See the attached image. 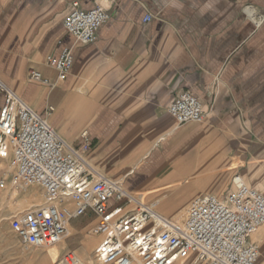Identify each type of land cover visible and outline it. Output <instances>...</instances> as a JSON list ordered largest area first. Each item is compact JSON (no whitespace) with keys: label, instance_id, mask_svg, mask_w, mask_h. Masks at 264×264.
I'll use <instances>...</instances> for the list:
<instances>
[{"label":"crops","instance_id":"crops-1","mask_svg":"<svg viewBox=\"0 0 264 264\" xmlns=\"http://www.w3.org/2000/svg\"><path fill=\"white\" fill-rule=\"evenodd\" d=\"M75 1L108 20L74 45L64 81H32H56L44 56L73 43L62 22ZM0 77L71 146L87 131L93 169L163 212L228 198L236 174L264 195V0H0ZM184 90L205 115L178 125L168 106Z\"/></svg>","mask_w":264,"mask_h":264},{"label":"built area","instance_id":"built-area-1","mask_svg":"<svg viewBox=\"0 0 264 264\" xmlns=\"http://www.w3.org/2000/svg\"><path fill=\"white\" fill-rule=\"evenodd\" d=\"M109 18L101 4L82 9L72 3L62 25L73 38L65 44L55 40L56 50L44 61L56 71V81L31 70L29 77L54 88L64 81L74 63V45L92 44L100 26ZM152 16L146 14L145 21ZM178 125L201 121L205 115L199 98L184 90L168 106ZM75 148L0 77V187L37 185L44 203L23 210L15 220L17 236L24 247L51 246L65 238L70 222L87 213L94 215L92 232L99 236L94 255L100 264H257L260 249L250 240L264 225V195L250 188L240 174L232 178L233 190L226 199L214 194L195 197L182 222L174 223L157 213L151 204L139 201L120 180L97 173L85 157L89 148ZM60 262L78 264L65 253Z\"/></svg>","mask_w":264,"mask_h":264},{"label":"rangeland","instance_id":"rangeland-1","mask_svg":"<svg viewBox=\"0 0 264 264\" xmlns=\"http://www.w3.org/2000/svg\"><path fill=\"white\" fill-rule=\"evenodd\" d=\"M7 162L8 160H4L0 163V174L6 169ZM26 192H32L37 196L34 203L29 206V208H35L43 203L42 189L37 185L16 188L7 184L6 187H0V264H57L56 262L68 252H71L74 256H81L86 264L87 259L91 260V264H100L96 260L93 252L97 240L92 237L93 232L91 233L90 231L91 226L86 227L93 217L89 213L71 221L73 226L83 229L78 232L75 230L73 235L66 237V246L53 248L51 254H55L57 257H52V260L49 259L45 262V260L43 261L41 258V253L47 251L48 248L41 249L35 246L24 247L17 236L15 220L23 210L28 209V206L20 205L21 202L19 201L22 194ZM138 198L145 202L142 198ZM150 204L152 205V203ZM187 208L188 207H184L178 214H175L176 210L162 212L171 220L182 222ZM260 246L261 249L264 248V241L261 242ZM81 248L84 249L81 250ZM37 252L38 254L40 252V255H38Z\"/></svg>","mask_w":264,"mask_h":264},{"label":"bare ground","instance_id":"bare-ground-1","mask_svg":"<svg viewBox=\"0 0 264 264\" xmlns=\"http://www.w3.org/2000/svg\"><path fill=\"white\" fill-rule=\"evenodd\" d=\"M26 191V190H25ZM136 197V196H135ZM11 198V197H10ZM14 198V197H13ZM12 198V199H13ZM37 198V196L34 194V193H32V192H26L25 194H22V196L20 197V199H19V201L21 202L20 203V205H22V206H28V209H29V206H31L33 203H34V201H35V199ZM139 201H141V202H144V201H142L141 199H139L138 197H136ZM43 203H44V200H43ZM42 203V204H43ZM145 203V202H144ZM153 205V204H152ZM153 207H154V210L156 209L157 210V213H159L160 215H162L164 218H166L167 220H169V221H171V222H174V223H179L178 222V220L177 221H174V220H171L170 218H168L165 214H163V212L160 210V209H158L156 206H154L153 205ZM155 210V211H156ZM94 221V223H93V225L90 227V231H91V233H92V228L94 227V225L96 224V221L97 220H93ZM258 229L259 228H257L253 233H252V235H251V238H252V236L258 231ZM264 229V227H262V228H260L259 229V231H262ZM76 229L72 226V225H68V230H67V233H66V236H65V238L66 237H69V236H71V235H73L74 234V231H75ZM92 235L93 236H95L96 237V240L98 241L99 240V236L98 235H96V234H94V233H92ZM65 238L64 239H62L61 241H59L58 243H56V244H54V245H51V246H46V247H38V248H41V249H43V248H48L47 249V251H40V252H42L41 253V258L43 259V261L45 260V262L46 261H48L49 259L50 260H52L51 258L52 257H57L55 254H51V251H52V249L53 248H56V247H60V246H66L67 245V243H66V240H65ZM253 239V238H252ZM264 239V238H263ZM86 240V239H85ZM97 241H96V243H97ZM81 242H82V240H81ZM96 245V244H95ZM95 247V246H94ZM85 248V247H84ZM84 248H81V250L82 249H84ZM86 250V249H85ZM84 251V250H83ZM40 252H39V254H38V252H37V254L38 255H40ZM53 253V252H52ZM88 253V252H87ZM89 253H91V252H89ZM193 254L194 253H190L189 254V256L187 257V258H185V259H182L181 260V262H180V264H187L189 261H190V259L193 257ZM36 255V254H35ZM38 255H36V256H38ZM86 255V254H85ZM89 255V254H88ZM31 258H33V257H31ZM75 258H76V260H77V263L78 264H86L85 262H84V259L80 256H76L75 255ZM38 259V258H37ZM56 260V259H55ZM60 260L61 259H59L56 263L57 264H63L62 262H60ZM37 261V260H36ZM86 262H87V264H91V260H89V259H87L86 260ZM44 264V263H43ZM261 264H264V261L261 263Z\"/></svg>","mask_w":264,"mask_h":264}]
</instances>
